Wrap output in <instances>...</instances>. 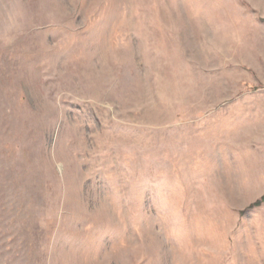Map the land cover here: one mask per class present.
Instances as JSON below:
<instances>
[{"label": "rangeland", "instance_id": "rangeland-1", "mask_svg": "<svg viewBox=\"0 0 264 264\" xmlns=\"http://www.w3.org/2000/svg\"><path fill=\"white\" fill-rule=\"evenodd\" d=\"M0 264H264V0H0Z\"/></svg>", "mask_w": 264, "mask_h": 264}]
</instances>
